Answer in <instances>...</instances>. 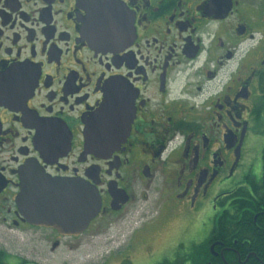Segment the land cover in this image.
Returning <instances> with one entry per match:
<instances>
[{"label": "flooded vegetation", "instance_id": "obj_1", "mask_svg": "<svg viewBox=\"0 0 264 264\" xmlns=\"http://www.w3.org/2000/svg\"><path fill=\"white\" fill-rule=\"evenodd\" d=\"M41 179L85 188L59 227L18 206ZM85 248L264 264V0H0V264Z\"/></svg>", "mask_w": 264, "mask_h": 264}, {"label": "water", "instance_id": "obj_2", "mask_svg": "<svg viewBox=\"0 0 264 264\" xmlns=\"http://www.w3.org/2000/svg\"><path fill=\"white\" fill-rule=\"evenodd\" d=\"M29 175L38 176L42 173L36 168H30ZM30 184V182H28ZM35 191L30 193L31 189L24 187L23 192L18 195L17 201L20 210L28 207L29 213L35 223L44 226L59 227V218L63 215V199L71 196L72 200L76 199L77 207L79 201L84 197L85 188L76 185L70 190L62 188L63 184L51 179L35 180ZM29 203V205H28ZM101 207V197L97 189L93 187L91 202L87 208H84L83 215L86 218V224L99 212ZM83 208H79L78 212Z\"/></svg>", "mask_w": 264, "mask_h": 264}, {"label": "rangeland", "instance_id": "obj_3", "mask_svg": "<svg viewBox=\"0 0 264 264\" xmlns=\"http://www.w3.org/2000/svg\"><path fill=\"white\" fill-rule=\"evenodd\" d=\"M168 227L154 239L150 245L154 248H159L163 243H165L164 239L166 240L168 238ZM207 234V229H204L202 231L201 237H204ZM146 250H148V247L141 246L140 252L144 253ZM87 251V248L83 249L81 252H77L76 254H69L66 256V262L67 263H73V264H88L87 258L85 256V252ZM62 256V255H61ZM60 255L54 256L51 258L53 264H61L62 258ZM55 262V263H54ZM86 262V263H85ZM138 264H148L145 261L141 260L138 262Z\"/></svg>", "mask_w": 264, "mask_h": 264}]
</instances>
